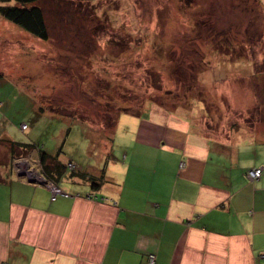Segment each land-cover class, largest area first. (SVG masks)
Instances as JSON below:
<instances>
[{"label": "rangeland", "instance_id": "rangeland-1", "mask_svg": "<svg viewBox=\"0 0 264 264\" xmlns=\"http://www.w3.org/2000/svg\"><path fill=\"white\" fill-rule=\"evenodd\" d=\"M38 4L48 40L0 17V137L67 162L85 124L102 135L121 111L189 114L217 141L264 119V0ZM16 164L41 175L35 156Z\"/></svg>", "mask_w": 264, "mask_h": 264}, {"label": "crops", "instance_id": "crops-1", "mask_svg": "<svg viewBox=\"0 0 264 264\" xmlns=\"http://www.w3.org/2000/svg\"><path fill=\"white\" fill-rule=\"evenodd\" d=\"M139 112L102 135L85 124L79 149L58 160L100 185L68 169L57 182L68 196L54 200L13 172L0 143V264H264V119L217 141L189 114Z\"/></svg>", "mask_w": 264, "mask_h": 264}, {"label": "trees", "instance_id": "trees-1", "mask_svg": "<svg viewBox=\"0 0 264 264\" xmlns=\"http://www.w3.org/2000/svg\"><path fill=\"white\" fill-rule=\"evenodd\" d=\"M38 3L39 0H0V17L38 39L48 40L49 32L45 22L43 9ZM121 112L133 115H139L140 113L139 110ZM105 124L106 128H109L112 125V118L109 115L105 116ZM0 143L7 146L13 162L16 159L28 157L32 152L36 151L38 154L37 164L39 172L47 182L53 183L56 186H58V180L69 169L68 165L72 164L71 162L64 164L58 160L62 151L60 148L52 155L43 149L38 148V146L33 143H18L8 139L0 140ZM69 170L71 172V178L79 177L83 180L89 181L92 188H96L100 185L101 178L87 176L86 173L77 170L75 166L73 169Z\"/></svg>", "mask_w": 264, "mask_h": 264}, {"label": "built area", "instance_id": "built-area-1", "mask_svg": "<svg viewBox=\"0 0 264 264\" xmlns=\"http://www.w3.org/2000/svg\"><path fill=\"white\" fill-rule=\"evenodd\" d=\"M22 129H26V126L23 125ZM23 163V162H21ZM24 165V163H23ZM69 169H73L74 165L73 164H69L68 165ZM21 168L18 166V164H16V166L14 167V171L16 174H20L23 173V171L20 170ZM27 172L25 171V177L27 180L28 179H32L35 181V183H42V184H46L49 188V190L51 191V200H54L58 195H64V196H68V194L63 193L58 186L54 185L53 183L47 182L45 180V178L42 175H38L37 173L35 174L36 171L32 170V169H26ZM262 173V169H253L250 170L249 172H247V178L250 181H254L257 180L258 178H260ZM45 181V183H44ZM155 263V256L154 255H150L148 256V264H154Z\"/></svg>", "mask_w": 264, "mask_h": 264}, {"label": "water", "instance_id": "water-1", "mask_svg": "<svg viewBox=\"0 0 264 264\" xmlns=\"http://www.w3.org/2000/svg\"><path fill=\"white\" fill-rule=\"evenodd\" d=\"M25 176H26L25 173H20V174H18V177H20V178H23V177H25ZM27 181L30 182V183H34V182H35V181L32 180V179H28ZM44 183H45V181H44Z\"/></svg>", "mask_w": 264, "mask_h": 264}]
</instances>
